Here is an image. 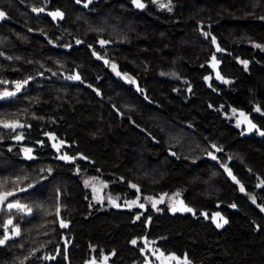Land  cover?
<instances>
[{"label": "trees", "instance_id": "16d2710c", "mask_svg": "<svg viewBox=\"0 0 264 264\" xmlns=\"http://www.w3.org/2000/svg\"><path fill=\"white\" fill-rule=\"evenodd\" d=\"M139 3L0 0V264H264V0Z\"/></svg>", "mask_w": 264, "mask_h": 264}, {"label": "rangeland", "instance_id": "374dc122", "mask_svg": "<svg viewBox=\"0 0 264 264\" xmlns=\"http://www.w3.org/2000/svg\"><path fill=\"white\" fill-rule=\"evenodd\" d=\"M206 33H204L205 35ZM264 51V49H263ZM118 77V76H117ZM164 77L166 78H170L172 80H176V81H179V79L173 75V74H167V75H164ZM236 121H237V117L238 116H234ZM241 126H243L241 124ZM88 187L91 188V190L93 191V194H94V200L95 201H99L101 200L102 198V193H103V190L106 189L107 185H104V184H100V183H90L89 185H87ZM135 189V188H134ZM165 201V199L163 198V196L157 198V199H152L151 203H152V206L154 208L158 207L159 205H161L163 202ZM168 201V206L170 208L171 211H177L179 209L182 208V206L180 205V202L178 200L177 197H171ZM147 202V201H146ZM110 203L115 206V207H120V208H124V209H132L133 207H136V206H141L140 203H141V196H138L136 199L134 200H130V201H127L125 199H120V200H114V199H111ZM156 263L157 264H174L175 260L174 259H170V258H156ZM159 259V260H157ZM92 264H96V263H92ZM98 264V263H97Z\"/></svg>", "mask_w": 264, "mask_h": 264}, {"label": "flooded vegetation", "instance_id": "af4514ba", "mask_svg": "<svg viewBox=\"0 0 264 264\" xmlns=\"http://www.w3.org/2000/svg\"><path fill=\"white\" fill-rule=\"evenodd\" d=\"M5 125H11L10 127H5ZM244 126V124H242ZM1 127L6 131V132H10L11 135L12 134H15L14 137H12V142L16 143V144H22V154L23 156L28 159L30 157H32L34 154V152L36 151V148L37 147H45V143L43 142L44 140L42 139H48L47 140V144L50 145V148L54 151V153L58 156L59 159H62L61 157H65L64 154H63V148H62V145L61 143L57 142L55 140L54 137H51L49 135L45 136V138H42L40 141H37L33 144V146H25L23 143H24V140L23 138L20 136V134H16V132L18 131H23L24 133V126L19 124V123H5V124H2ZM54 145H56V147H54ZM31 150L30 152L27 151V150ZM64 160V159H63ZM22 214H27L28 211L27 209H24V210H20ZM6 234H9V230H6L5 232Z\"/></svg>", "mask_w": 264, "mask_h": 264}, {"label": "snow or ice", "instance_id": "6c2138e0", "mask_svg": "<svg viewBox=\"0 0 264 264\" xmlns=\"http://www.w3.org/2000/svg\"><path fill=\"white\" fill-rule=\"evenodd\" d=\"M77 2H79V0H77ZM133 2L137 5V7H143V4L139 3V0H133ZM34 11H40V10L34 9ZM4 15H5V13L3 11H0V18H2ZM52 15L53 16H57V15H62V14L61 13H53ZM213 42L215 43V40H213ZM101 43H103V41ZM213 59L215 60V57H213ZM244 63L246 64V62H244ZM77 79H78V77H77ZM24 83H27V81H25ZM19 88H20V85L18 84L17 85V90H19ZM8 94L11 95V93H8ZM10 126L11 125H5V127H10ZM262 135H264V133H262ZM54 147H56V145H54ZM27 151L30 152L31 150L29 149ZM61 158L62 159H68V157H61ZM213 158H215V157H213ZM226 171H227V169H226ZM229 175H231V172H229ZM233 179H235V178L233 177ZM5 183H7V181H5ZM86 184H87V182H86ZM241 191H243V188H241ZM14 195H15V193L14 192H11V191H8V192H0V204H3L5 201L8 200V197H11V196H14ZM7 207L10 210L13 209V208L18 209V210H24L26 206H24V205L20 204L19 202H17V203H8L7 204ZM185 210L191 211V209H185ZM262 210H264V209H262ZM27 211L28 212H31V209H28ZM224 222L227 223V221H224ZM11 223H12L11 220H9L7 222L8 225H10ZM66 226H67L66 224H64L63 222H61V227H66ZM221 226L222 225L217 224V227H221ZM5 228H7V225H5ZM15 234L16 235L19 234L18 229L15 231ZM7 239H9V237L7 235H5L4 239H0V245L4 244ZM132 243L135 244L136 241H132Z\"/></svg>", "mask_w": 264, "mask_h": 264}, {"label": "water", "instance_id": "95a60500", "mask_svg": "<svg viewBox=\"0 0 264 264\" xmlns=\"http://www.w3.org/2000/svg\"><path fill=\"white\" fill-rule=\"evenodd\" d=\"M238 119H237V123L238 124H245L246 123V118H243V114L242 113H238ZM256 129V127H254V130ZM252 130V131H254Z\"/></svg>", "mask_w": 264, "mask_h": 264}]
</instances>
